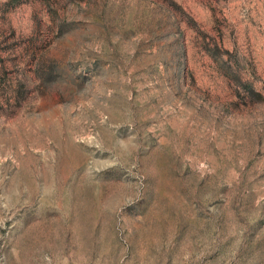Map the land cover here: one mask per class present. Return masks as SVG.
Masks as SVG:
<instances>
[{
    "label": "rangeland",
    "instance_id": "1",
    "mask_svg": "<svg viewBox=\"0 0 264 264\" xmlns=\"http://www.w3.org/2000/svg\"><path fill=\"white\" fill-rule=\"evenodd\" d=\"M0 264H264V0H0Z\"/></svg>",
    "mask_w": 264,
    "mask_h": 264
}]
</instances>
